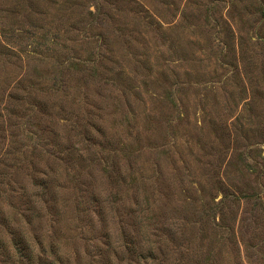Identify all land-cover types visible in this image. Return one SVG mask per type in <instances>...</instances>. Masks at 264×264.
Wrapping results in <instances>:
<instances>
[{
  "label": "rangeland",
  "instance_id": "obj_1",
  "mask_svg": "<svg viewBox=\"0 0 264 264\" xmlns=\"http://www.w3.org/2000/svg\"><path fill=\"white\" fill-rule=\"evenodd\" d=\"M0 264H264V0H0Z\"/></svg>",
  "mask_w": 264,
  "mask_h": 264
},
{
  "label": "trees",
  "instance_id": "obj_2",
  "mask_svg": "<svg viewBox=\"0 0 264 264\" xmlns=\"http://www.w3.org/2000/svg\"><path fill=\"white\" fill-rule=\"evenodd\" d=\"M226 196V195H225ZM256 196V198L258 197V195L254 194V197ZM227 197V196H226ZM242 197H247V195H242ZM260 199V198H259ZM261 200V199H260ZM17 242L20 244L19 240L17 239Z\"/></svg>",
  "mask_w": 264,
  "mask_h": 264
}]
</instances>
